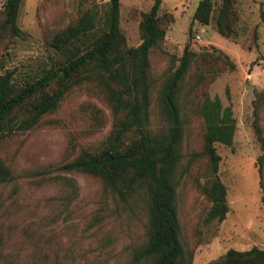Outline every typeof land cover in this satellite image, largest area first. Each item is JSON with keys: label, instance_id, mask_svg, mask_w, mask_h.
I'll use <instances>...</instances> for the list:
<instances>
[{"label": "trees", "instance_id": "16d2710c", "mask_svg": "<svg viewBox=\"0 0 264 264\" xmlns=\"http://www.w3.org/2000/svg\"><path fill=\"white\" fill-rule=\"evenodd\" d=\"M216 1L199 0L192 19L202 25L214 21L217 32L229 38L235 32L237 11L233 0H220L213 17ZM21 3L5 0L0 9V211L7 213L3 217L13 213L23 175L31 178L29 183L56 186L57 194L50 200L54 216L69 215L79 189L64 174L80 173L100 184L111 215L138 221L140 233L129 245L126 264H192L203 232L222 222L229 211L215 143L232 146L236 119L230 106L209 96L208 88L221 73L234 71L235 63L214 46L195 51L186 43L179 58L170 56L165 67L155 70V59L169 56L164 41L174 20L171 12L159 14L161 0H153L150 9L142 12L136 46L128 45L120 28V0H108L100 9L80 10L66 21L52 13L56 4L52 0L51 6L46 4L48 10L38 12L44 43L51 52L49 62L38 70L17 72L5 68L3 58L25 35L17 21ZM85 94L108 109L106 114L93 101L79 103L87 135L110 122L108 131L95 142L79 144L57 164L17 173L2 154L10 142L52 122L67 102ZM263 110L264 89L255 92L251 123L261 149L257 164L264 203ZM187 187H194L205 200L192 239L181 219ZM54 253L58 255V250ZM47 257L46 252L36 255ZM0 264H14L1 246ZM206 264H264V249L230 248Z\"/></svg>", "mask_w": 264, "mask_h": 264}, {"label": "rangeland", "instance_id": "374dc122", "mask_svg": "<svg viewBox=\"0 0 264 264\" xmlns=\"http://www.w3.org/2000/svg\"><path fill=\"white\" fill-rule=\"evenodd\" d=\"M4 1L0 0V9ZM51 1L22 0L17 21L25 35L8 49L3 58L5 68L29 72L49 62L51 52L44 43L38 12L48 10L46 4ZM55 1L52 13L60 14L66 21L80 10L95 6L100 9L108 0ZM198 1L163 0L159 14L171 12L174 15L164 41L169 56L155 59L153 67L160 70L170 56L179 58L186 43L195 51L214 46L236 65L234 71L218 75L208 88L211 98L218 97L223 106L231 107L236 131L232 146L215 143L221 157L218 175L227 188L229 211L222 222L212 224L203 232V241L195 248L192 264H206L230 248L264 249V203L257 164L261 149L251 124L255 92L264 89V0H233L238 19L235 32L229 38L217 32L214 21L208 25L193 21ZM152 3L153 0H121L120 28L128 45L140 43L141 14L148 11ZM219 4L220 0L214 3L213 17ZM85 100L95 102L108 114V109L95 97L87 94L74 97L59 114L52 116V122L18 135L3 151L17 173L23 175L36 166L57 164L70 156L79 144L95 142L108 131L110 122L95 134L87 135V121L77 110L79 103ZM262 126L264 128V110ZM64 175L74 179L79 189L78 200L65 217V213L54 216V207L50 204L57 194L56 186L29 183L31 178L23 175L13 213L6 218L3 216L7 213L2 215L0 211V246L5 256L13 257L14 264H126L129 245L140 233L138 221L111 215L96 180L80 173ZM204 205L202 195L194 187H187L181 219L189 239L194 237ZM97 216H101L100 220L95 218ZM56 250L58 255L54 253ZM40 252H46L48 257L36 258Z\"/></svg>", "mask_w": 264, "mask_h": 264}, {"label": "crops", "instance_id": "0c3cea01", "mask_svg": "<svg viewBox=\"0 0 264 264\" xmlns=\"http://www.w3.org/2000/svg\"><path fill=\"white\" fill-rule=\"evenodd\" d=\"M133 2H135V0H132ZM120 2H121V0H120ZM164 5V2H163V0H161V8H163L162 6ZM151 6V5H150ZM120 8H121V5H120ZM121 11V10H120Z\"/></svg>", "mask_w": 264, "mask_h": 264}]
</instances>
